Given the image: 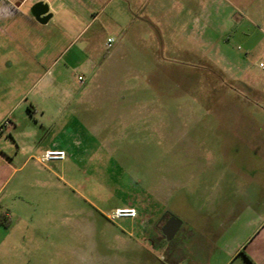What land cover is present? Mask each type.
<instances>
[{
  "label": "rangeland",
  "instance_id": "obj_1",
  "mask_svg": "<svg viewBox=\"0 0 264 264\" xmlns=\"http://www.w3.org/2000/svg\"><path fill=\"white\" fill-rule=\"evenodd\" d=\"M261 8L244 21L243 41L222 32L227 0H212L210 24L200 22L194 40L179 37L175 56L112 29L67 27L69 39L54 45L52 91L26 103L46 97L45 115L0 122L3 146L15 148L14 138L65 153L51 162L21 155L5 171L0 264H206L197 246L219 238L229 211L264 212L255 152L264 146V0ZM82 63L97 67L95 79L74 93ZM28 129L36 136L25 138ZM127 207L135 218H112ZM167 214L180 229L157 244Z\"/></svg>",
  "mask_w": 264,
  "mask_h": 264
},
{
  "label": "crops",
  "instance_id": "obj_2",
  "mask_svg": "<svg viewBox=\"0 0 264 264\" xmlns=\"http://www.w3.org/2000/svg\"><path fill=\"white\" fill-rule=\"evenodd\" d=\"M261 2L227 0L229 9L222 15L223 34L243 41L250 39L244 21L251 23L255 15L261 17ZM36 3L47 6V14L51 17L45 24H39L30 12ZM236 15L240 19H235ZM211 17L212 0H0V92L2 98L14 96L9 100L8 105L12 104V107L7 112L4 111L6 99L0 101V122L6 118L26 121L36 114L45 115V108L52 104L46 97L30 102L29 106L26 103L28 98L34 99L38 94L46 96L52 91L53 59L57 54L54 53V45L59 40L69 39V26L96 25L101 32L112 29L120 40L125 38L128 42L159 44L157 49L152 47L157 57L175 56L181 51L174 42L179 37L188 40L197 38L199 23L206 22L204 26H207ZM234 25L236 31L233 34ZM55 32L57 36L54 38ZM108 39L112 43L106 49ZM112 44L113 38L107 37L102 47L106 54ZM96 70L94 64L82 63L77 77H82L84 84L80 87L75 78L71 91L83 93L87 82L95 79ZM258 93L264 102V91L259 90ZM128 115L129 112L125 111L123 116L127 118ZM16 123L10 128L12 132L19 128ZM21 134L28 139L36 136V132L30 129L23 130ZM14 135L20 134L15 132ZM12 141L15 148L3 146L0 138V194L11 176L9 174L8 178H4L5 171L15 170L11 164L18 156H26L25 163L33 158L39 161L38 154L52 149H42L36 143L18 145L14 138ZM257 144L255 152L263 157L260 170L264 171V146ZM11 152L14 157H11ZM261 185L264 186V182ZM260 202L264 204V198ZM226 219L218 239L210 241L205 238V247L201 243L197 246L198 251L205 249L210 254L206 264H264V212L229 211Z\"/></svg>",
  "mask_w": 264,
  "mask_h": 264
},
{
  "label": "built area",
  "instance_id": "obj_3",
  "mask_svg": "<svg viewBox=\"0 0 264 264\" xmlns=\"http://www.w3.org/2000/svg\"><path fill=\"white\" fill-rule=\"evenodd\" d=\"M22 1H26V0H22ZM111 43L112 40L108 39L106 49L110 48ZM77 83L81 87L84 84V79L78 76ZM64 159H65V153L63 151H46L43 157L40 159V162L63 161ZM135 217H136V210L130 207L116 209L112 215L113 219H121V218L133 219Z\"/></svg>",
  "mask_w": 264,
  "mask_h": 264
},
{
  "label": "water",
  "instance_id": "obj_4",
  "mask_svg": "<svg viewBox=\"0 0 264 264\" xmlns=\"http://www.w3.org/2000/svg\"><path fill=\"white\" fill-rule=\"evenodd\" d=\"M47 6L43 5L42 3H36L32 8H31V14L33 18L39 23V24H45L49 19L50 15L47 14ZM180 227V222L174 221L172 223V228L164 230L163 234L166 237V240L169 241L173 238L175 235L176 231Z\"/></svg>",
  "mask_w": 264,
  "mask_h": 264
},
{
  "label": "flooded vegetation",
  "instance_id": "obj_5",
  "mask_svg": "<svg viewBox=\"0 0 264 264\" xmlns=\"http://www.w3.org/2000/svg\"><path fill=\"white\" fill-rule=\"evenodd\" d=\"M162 219H164L162 223L160 222L156 224V231L158 233V237H156V239H153L156 241V243L166 241V237L164 236L163 231L166 229L168 231V229L172 228V223L174 222L170 214L165 215Z\"/></svg>",
  "mask_w": 264,
  "mask_h": 264
}]
</instances>
